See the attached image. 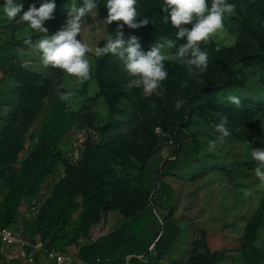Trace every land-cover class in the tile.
<instances>
[{
	"label": "rangeland",
	"instance_id": "374dc122",
	"mask_svg": "<svg viewBox=\"0 0 264 264\" xmlns=\"http://www.w3.org/2000/svg\"><path fill=\"white\" fill-rule=\"evenodd\" d=\"M104 1L97 0L99 7L95 17L83 18L80 36H77L93 48L108 35L115 36L117 30L145 33L147 38L144 44L148 50L156 42H160L165 44L164 51L167 52L166 42L170 39L176 41L177 47L186 42L183 39L177 40L176 36L155 35L154 30L149 28L155 18L138 6L137 12L141 17L146 16L151 23L137 29L129 28L127 25L118 29V25L123 22L115 21L110 31L100 9ZM154 1L159 5L164 4V0ZM230 1L236 10L249 20L250 25L261 32L262 37L246 35L239 27L240 18L236 12L226 14L224 30L210 39L222 49L226 59L237 53L249 52L255 47L264 48V23L261 25L255 23L264 7V0ZM42 2L43 0H36L34 4L39 7ZM70 2L71 0L55 3L53 18L44 21L43 24L48 29V35H53L66 26L69 18L67 5ZM77 2L82 4V0ZM208 3L210 5L211 0H208ZM3 6H0V38L14 43L10 50L13 64L36 74L50 72L51 74L49 83L40 89L36 88L35 83H29L20 75L3 76L0 81V130L9 117L14 132L12 165L16 170L13 188L0 184V220L21 234H26L25 227L34 220L38 223L37 229L28 237L35 241L50 243L51 235H55L59 215H68L64 225L72 238L67 239L60 250L66 254H74L75 249L88 240L84 235L79 236V233L86 231L87 224L94 225L105 218L97 205L81 203L79 192L84 184L81 152L77 159L73 160L71 156L73 151L71 143L76 134L82 130L85 143L88 140L96 141L104 146V157L116 184L138 185L141 166L146 164L155 168L165 159V134L171 133L174 127L186 118L188 126L184 132L189 139L196 141L197 152L190 165L170 176V186L175 193L176 203L168 221L176 227L178 234L170 250L158 264H189L190 257L205 252L215 253L217 264H240L245 223L264 196V182L256 177L257 162L251 157L253 148H264V111L252 117L240 115L235 109L236 105L228 102L227 97L238 96L240 102L243 99L264 102V63L259 61L249 67L240 62L234 63L232 68L242 83L209 92L208 104L194 106L187 112L183 106L179 110L175 108V102L182 100L179 91L199 87L215 89L224 78L231 77L228 68L220 62L209 46H204V42L200 44V48L209 55L206 71L201 73L194 66L180 61H165L164 63L168 64V68H165L168 73L167 79L150 96H145L141 87L133 86L134 78L124 70L122 62L116 58V76L107 92L109 95L120 93L122 97L114 103L113 118L121 122L137 123V129H134L136 131L140 130V124L145 125L156 136L155 138L154 135H150V132L146 134L151 144H158L160 149L145 159L139 145L132 139L130 126L106 130L101 137L97 133V129L108 120L109 108L104 97L99 95L94 78L96 56L88 54L92 72L91 79L84 83L77 82L75 77L67 76L61 69L45 67L38 50L24 42L25 38L34 36L32 42L35 44L43 34L33 32L21 16L9 21L3 12ZM175 50L174 48L171 51ZM185 82L187 86L181 87ZM60 83L65 85L61 91L73 92L70 103L61 101L56 95L55 89ZM34 89H38L35 100L41 99L45 106L52 104L68 117L72 116L74 122L70 123L67 133L50 119L39 118L37 122H31L32 111L30 112L28 107L32 103V98L27 91ZM48 92L50 96L45 98ZM21 106L27 109H21ZM225 116L230 135L223 143L218 142L215 150H209L208 142L220 135L215 126ZM132 128L136 127L133 125ZM41 145L47 146L50 153L48 158L42 161L43 167L38 169L39 163L34 158L27 162L26 159L37 146ZM52 157L53 161H50ZM38 170H42L40 177L34 180L33 176L38 174ZM62 176L67 178L71 191L62 185L43 216L32 214L31 207L39 203L40 209ZM40 191L47 192L43 200H39ZM245 191L251 194L245 196ZM129 211L132 209L129 208ZM165 212L164 210L161 212L160 209L158 211L161 217L166 214ZM109 215L111 217L108 219V227L114 229L116 227L113 224V218H116L114 211H109ZM152 224L157 227L158 222L153 219ZM253 243L264 251V212Z\"/></svg>",
	"mask_w": 264,
	"mask_h": 264
},
{
	"label": "trees",
	"instance_id": "16d2710c",
	"mask_svg": "<svg viewBox=\"0 0 264 264\" xmlns=\"http://www.w3.org/2000/svg\"><path fill=\"white\" fill-rule=\"evenodd\" d=\"M35 1L36 0H17V2L23 3L25 11L28 9L29 5L33 4ZM65 1L67 0H54V3ZM227 2L232 3L230 0H227ZM106 3L107 0L100 6L105 19L108 13L107 7L105 6ZM3 5L4 0H0V6ZM136 6L144 8L149 15H152V18H155L154 23L152 25L150 24L151 26L149 27L150 30H154L153 33L155 35L176 36L177 29L171 25L170 20L167 24L164 22V18L168 15V13L163 10L165 4L162 3L159 5L154 0H137ZM235 12L240 18L239 27L246 35L251 37H262L261 32L257 28H253L249 20L239 13L236 8ZM114 23L115 21L110 24L106 23L110 31H112ZM255 23L256 25L264 23V7L258 14ZM184 27L190 29L192 25L187 24L184 25ZM122 32L124 33L125 40L131 36H135L138 38V43L142 50H148L144 44L147 38L145 33L137 34L129 30H123ZM31 39L33 41L35 39L34 36H32ZM106 39L101 41L98 46L103 47L106 43ZM13 46L14 43L12 41L0 39V79H2L3 76L15 77L20 75L26 78L29 83H35L38 89L48 84L51 72L50 74H36L23 69L17 64H13L10 51ZM204 46H209V49L217 55L220 62L224 63L231 77L224 78L221 84L215 89L209 90L199 87L187 91H179V94L182 95V100L185 101L183 108L187 112H190L194 106L208 104L207 94L209 92L242 83L241 78L232 68L234 63L240 62L246 67L252 66L259 61L264 63V48L255 47L249 52L237 53L226 59L224 58L222 49L213 41L209 40L208 42H204ZM116 58V56L111 54L96 57L94 78L98 86L99 95L104 97L109 108L108 120L97 129V133L101 137L106 130L116 129L117 127L124 129L130 126L132 129V139L139 145L141 154L146 159L160 149L158 144L152 145L146 135L147 132H150V135H154L152 131L148 130L147 126L141 124L139 125V127H141L140 130L136 131L134 129H137V123L131 121L121 122L113 118L115 112L114 103L122 97L120 93L109 95L107 92V89L114 82L116 76ZM164 68H168L167 63H164ZM38 89L27 91L29 97L32 98V103L28 107L30 112L32 111L31 122L35 123L39 118L42 120L50 119L53 124L59 125L62 130H68L70 123L72 121L74 122L72 116L68 117L67 114L60 112L57 108L53 107L52 104L45 106L41 99L35 100L34 98L38 95ZM49 94L50 92L46 93L47 96L45 98H49ZM21 109L26 110L27 108L21 106ZM235 109L240 115L252 117L264 111V102L243 99L240 102V106H235ZM133 125L136 128H132ZM187 126L188 119L185 118L178 126L174 127V129L177 130L176 138L178 141V147L170 152V156L174 158L164 159L161 161L160 166L155 168L143 164L141 166V178L138 185L116 184L113 177L110 175V168L104 157V146L96 141L90 142L89 140L84 144L80 155V160L84 168V184L79 192L81 203L83 205L88 203L97 205V208H99L105 216L109 211H115L121 215L125 221L121 223L119 227L98 236L92 242L87 241L79 246L76 252L78 260L87 264H158L162 258L166 256L165 254L170 250V246L178 233L176 227L168 221V218L171 217L173 213L176 199L172 188L164 182V178L174 176L190 165L197 152L196 141L189 139L184 132ZM172 132L173 131H171V133ZM13 136L12 123L8 117L0 130V184L7 188L14 187L13 178L16 173L12 165V161L14 160ZM154 137L156 138L155 135ZM37 147L26 159V162L34 158V160L39 163L38 169H41L43 167L42 161L48 158L50 149L43 145ZM53 157L50 161H53ZM41 171L42 170H38V174L33 176L34 180L40 177L39 174ZM62 185L71 191V186L67 178L62 176L53 187V190H51L49 198L38 210V215L43 216L45 214V211L51 206L54 196L60 191ZM166 196H168V199L165 198ZM152 207H160L166 210V214L162 216V224L155 219ZM129 208H131L132 211H129ZM263 212L264 196L261 198L259 206L245 223L244 235L241 243L240 264H261L264 262V254L253 243L256 229L260 224ZM67 218L68 215H59V219L56 222L55 235H51V242L46 243L42 241L44 248L54 247L61 249L67 242V239L70 240L72 238L70 233L66 231L64 225ZM153 219L158 222L157 227L152 224ZM92 225L89 226V224H87L86 231L79 233V236H85ZM37 226L38 223L32 220L30 224L25 227L24 231L26 234L22 233V236L34 240L28 236L37 229ZM2 227L10 226L0 220V228ZM155 238L157 239L155 240ZM150 245H153L154 254L148 249ZM138 256H141L146 262L141 261V258H138ZM216 259L215 253L205 252L204 254L190 257L188 263L217 264Z\"/></svg>",
	"mask_w": 264,
	"mask_h": 264
},
{
	"label": "clouds",
	"instance_id": "9594fccd",
	"mask_svg": "<svg viewBox=\"0 0 264 264\" xmlns=\"http://www.w3.org/2000/svg\"><path fill=\"white\" fill-rule=\"evenodd\" d=\"M137 0H107L108 10L105 22L110 24L113 21H122L118 29L124 25L137 29L143 25L151 23L145 16L137 12ZM164 11L168 15L164 22L170 20L171 25L177 29V40H186L178 47L176 41L166 42L168 51L165 52V44L156 42L149 50H142L135 36L124 39V33L115 31V36L108 35L103 47L93 48L80 36L82 21L85 16L95 17L99 7L97 0H82L78 4L77 0H71L68 8V19L66 26L53 35H48V29L43 26L44 21L53 18L55 10L54 0H43L39 7L35 4L29 5L25 11L23 3L17 0H4L3 12L9 21L21 16L35 33L43 35L33 44L31 37L25 39V44L38 50L42 63L45 67L58 68L63 70L67 76L75 77L77 82L84 83L91 79L92 64L88 54L92 53L96 57L107 54L116 56L123 64L124 70L134 78L133 86L142 88L145 96L152 95L162 83L167 79L168 73L164 68L165 61H180L187 65L194 66L199 72L206 71L209 63L207 51L200 48L202 42H208L218 32L224 30V18L226 14L235 12V5L227 0H164ZM22 14V15H21ZM139 17V19H138ZM191 24L189 29L184 25ZM176 49L172 52V49ZM218 50V49H217ZM192 73H190L191 75ZM187 84L182 83L181 87ZM65 85H57L55 92L59 99L64 102L71 101L72 91H61ZM228 102L237 107L240 106V97L229 95ZM185 101L177 100L175 108L179 110ZM227 117H222L216 124L215 130L220 134L215 140H210L209 150H215L218 142L223 143L224 139L230 135L227 125ZM251 157L257 162L255 175L264 182V148H253ZM251 193L244 192L245 196Z\"/></svg>",
	"mask_w": 264,
	"mask_h": 264
},
{
	"label": "built area",
	"instance_id": "2783aa9c",
	"mask_svg": "<svg viewBox=\"0 0 264 264\" xmlns=\"http://www.w3.org/2000/svg\"><path fill=\"white\" fill-rule=\"evenodd\" d=\"M177 130L174 129L172 133L165 134V143H166V155L165 159H173V156H170V152L178 147V141L176 138ZM85 143V138L83 136V131L80 130L71 143V149L73 150L71 153L72 159H77L79 152L82 151ZM32 214L37 213L39 210V203H35L32 207ZM152 212L155 219L162 224V217L157 211L156 207H152ZM0 242L5 245H18L20 247H29L31 249V253L26 256V259L29 263L33 262V256L35 252L44 251L46 255L51 259V264H71L75 262L74 258L70 254H66L62 252L58 248H44L43 243L41 241H35L27 239L21 235L15 233L14 229L10 227H2L0 228ZM153 245L149 246V250H152ZM23 256L25 254L21 252ZM141 258V256H138ZM87 264V263H84Z\"/></svg>",
	"mask_w": 264,
	"mask_h": 264
},
{
	"label": "crops",
	"instance_id": "0c3cea01",
	"mask_svg": "<svg viewBox=\"0 0 264 264\" xmlns=\"http://www.w3.org/2000/svg\"><path fill=\"white\" fill-rule=\"evenodd\" d=\"M1 40H3V39H1ZM0 81H2V79H0ZM68 139L70 140V138H68ZM160 164H161V162H159L156 167H159ZM164 182L167 183L169 187H171L170 186V177H165ZM46 194H47L46 191H40V196H38L39 200L40 199L43 200L45 198ZM174 195H175V193H174ZM165 198L168 199V196H166ZM157 209H158V211L160 209L161 212H163V210H164L160 207H157ZM164 211H166V210H164ZM114 213H115L116 218H113L114 219L113 224L116 225L115 228H117L125 220L117 212L114 211ZM110 217L111 216L109 215V213H107L105 218L102 219V221L100 223L94 224L90 227L87 234L85 235V237L88 238V240H87L88 242H92L98 236L106 234L107 232L113 230V229H110V227H108V219ZM11 229H14V228H11ZM15 233L22 236L21 232H19V231L15 230ZM84 243H82V244H84ZM82 244H80L79 246H81ZM79 246L75 249L74 254H72V257L74 258L75 262H73L71 264H84L80 260H78L76 257V252H77V249L79 248ZM150 251H151V253L154 254L153 247H152V250H150ZM21 252H23L25 254V256H23L21 254ZM261 252L264 254V251H261ZM30 253H31V249L29 247H20L18 245H5V244H2L0 242V264H51V259L46 255V253L44 251L35 252L34 256H33V262L29 263L26 259V256H28V254H30ZM140 260L143 262H146V260L143 258H141ZM261 264H264V262Z\"/></svg>",
	"mask_w": 264,
	"mask_h": 264
}]
</instances>
